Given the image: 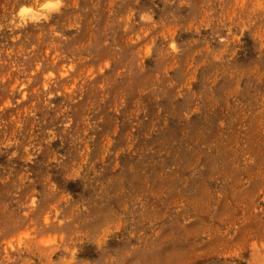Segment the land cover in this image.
Segmentation results:
<instances>
[{
	"label": "rangeland",
	"instance_id": "374dc122",
	"mask_svg": "<svg viewBox=\"0 0 264 264\" xmlns=\"http://www.w3.org/2000/svg\"><path fill=\"white\" fill-rule=\"evenodd\" d=\"M50 2L0 0V264H264V0Z\"/></svg>",
	"mask_w": 264,
	"mask_h": 264
},
{
	"label": "clouds",
	"instance_id": "9594fccd",
	"mask_svg": "<svg viewBox=\"0 0 264 264\" xmlns=\"http://www.w3.org/2000/svg\"><path fill=\"white\" fill-rule=\"evenodd\" d=\"M62 6H63V0H51L50 3L45 5V7L50 9V11L56 12V13L60 11ZM28 12H29V9L27 7L22 6L18 12V16L21 18H24Z\"/></svg>",
	"mask_w": 264,
	"mask_h": 264
}]
</instances>
